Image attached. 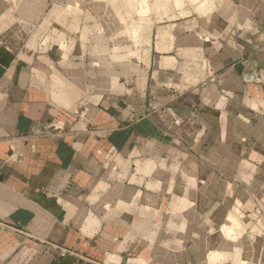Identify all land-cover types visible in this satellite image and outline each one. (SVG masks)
<instances>
[{
  "label": "crops",
  "instance_id": "crops-1",
  "mask_svg": "<svg viewBox=\"0 0 264 264\" xmlns=\"http://www.w3.org/2000/svg\"><path fill=\"white\" fill-rule=\"evenodd\" d=\"M244 204L264 0H0V264H264Z\"/></svg>",
  "mask_w": 264,
  "mask_h": 264
},
{
  "label": "rangeland",
  "instance_id": "rangeland-1",
  "mask_svg": "<svg viewBox=\"0 0 264 264\" xmlns=\"http://www.w3.org/2000/svg\"><path fill=\"white\" fill-rule=\"evenodd\" d=\"M171 1L172 0H163V3L169 4V3H171ZM185 1L186 0H175V3L181 5V4L185 3ZM81 2H83V4H93V3L96 4V3H98V4H102V5H108L109 7L113 6L114 4L124 5V6H136L137 7L138 4H146V5L154 6L156 3V0H78V5H80ZM201 3H202V0H193V4L196 6L198 4H201ZM243 208L246 209L247 214L252 213V211H254V209H256V208H258L259 214L264 213V209L261 206L251 207V205L244 204ZM260 224H258V228L259 229H262V227L264 228V225H260Z\"/></svg>",
  "mask_w": 264,
  "mask_h": 264
}]
</instances>
